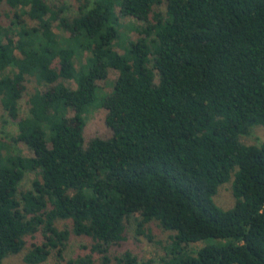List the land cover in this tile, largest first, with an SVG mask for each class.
<instances>
[{"label": "trees", "instance_id": "obj_1", "mask_svg": "<svg viewBox=\"0 0 264 264\" xmlns=\"http://www.w3.org/2000/svg\"><path fill=\"white\" fill-rule=\"evenodd\" d=\"M75 2L0 0V103L18 127L0 142V264L30 242L25 264H155L110 254L132 224L153 240L152 222L172 232L162 264H264V142L243 141L264 128V0ZM116 8L144 23L124 54ZM29 80L46 89L22 117ZM101 107L113 135L86 143ZM72 236L90 252L65 260Z\"/></svg>", "mask_w": 264, "mask_h": 264}, {"label": "rangeland", "instance_id": "obj_2", "mask_svg": "<svg viewBox=\"0 0 264 264\" xmlns=\"http://www.w3.org/2000/svg\"><path fill=\"white\" fill-rule=\"evenodd\" d=\"M57 1H63L65 3L76 4L75 0H49L50 3H55ZM6 10V7L3 9ZM6 11L0 12V26L8 27L10 25V19L5 16ZM117 18L120 23V33L121 40L116 42L115 49L124 54L125 47L129 41H135L138 39L139 34L136 30L137 28H142L144 23L137 21L136 19L128 16L120 15L119 9L116 8ZM55 33L58 37H62V33L56 30ZM19 56V55H18ZM83 64H86V59L83 60ZM80 64L77 63L79 68ZM118 78L117 71H111L108 78L104 81H100L99 87L102 95H109L113 91V85ZM68 86L75 88L74 82L66 83ZM38 90H45V87H40L35 81L29 80L26 83L24 89V97L21 101V116L25 117L29 112L28 100L33 93ZM108 111L105 108H96L90 111L86 115L87 123L83 128V134L86 143H89L92 139L101 138L104 140L110 139L113 135L111 128L106 124V117ZM74 116V112H70V117ZM18 132V127L16 123L11 121L5 111L3 110L0 103V142L9 143L10 137L16 135ZM243 141L247 144L259 145L264 142V128L257 126L251 136L245 137ZM16 152L21 153L25 157L34 156L33 152L24 144H19L15 147ZM37 178L36 174H26L24 180L20 184V190L24 191L32 188L33 181ZM233 180L219 187L216 196L214 197L215 203L224 210H229L233 208L236 204V200L232 192ZM59 228L64 227V223L58 224ZM152 233L153 240H149L144 235H138L137 226L135 224L129 225L126 229L125 235L126 239L121 245L112 246L110 248V254L115 256L123 255L126 252H130L133 256L138 258V261H148L153 260L155 264H162L161 260L166 256L165 247L170 242V236L172 232L163 230L157 222H152L147 226ZM42 239L40 236L35 240V242L41 243ZM31 243V242H30ZM28 243L26 250L19 255L9 257L5 260L4 264H25L24 255L27 250L31 247ZM208 242H200L191 246L193 251H197L199 248L205 246ZM91 241L85 238L72 236L69 247L66 251L65 260L75 259L80 255H84L90 252L89 248ZM88 248V249H87ZM56 258L52 256L50 260L45 264H56ZM65 264V263H60Z\"/></svg>", "mask_w": 264, "mask_h": 264}]
</instances>
